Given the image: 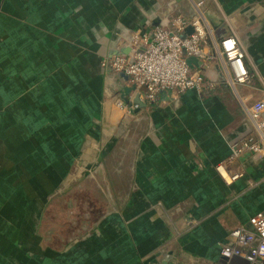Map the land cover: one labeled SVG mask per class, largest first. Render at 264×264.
Returning a JSON list of instances; mask_svg holds the SVG:
<instances>
[{"label": "crops", "instance_id": "1", "mask_svg": "<svg viewBox=\"0 0 264 264\" xmlns=\"http://www.w3.org/2000/svg\"><path fill=\"white\" fill-rule=\"evenodd\" d=\"M200 1L251 84L162 93L128 124L103 101L102 57L176 4L0 0V264H219L228 232L264 214V157L241 154L229 182L216 169L264 92V0Z\"/></svg>", "mask_w": 264, "mask_h": 264}, {"label": "built area", "instance_id": "2", "mask_svg": "<svg viewBox=\"0 0 264 264\" xmlns=\"http://www.w3.org/2000/svg\"><path fill=\"white\" fill-rule=\"evenodd\" d=\"M167 1L169 6L176 4L174 8L161 13L156 24L129 30L101 60L105 70L103 101L122 109V115H130L128 121L139 111H143L140 119H146L162 93L175 98L193 90L208 96L219 85L234 90L237 84H251L244 51L236 37L225 34L212 44L214 31L202 1ZM192 58L195 61H189ZM247 114L252 130L232 143L227 157L216 166L227 182L242 174L236 165L241 154L264 157V92L247 106ZM228 234L230 241L220 246L219 264H230L232 257L247 264H264V214H253ZM188 264L209 263L190 257Z\"/></svg>", "mask_w": 264, "mask_h": 264}, {"label": "rangeland", "instance_id": "3", "mask_svg": "<svg viewBox=\"0 0 264 264\" xmlns=\"http://www.w3.org/2000/svg\"><path fill=\"white\" fill-rule=\"evenodd\" d=\"M150 112H148L147 113V115L149 114ZM132 121H134V120H130L129 122H128V124H130ZM133 123V122H132ZM131 123V124H132ZM128 124H127V126H128ZM135 124H137V122L135 123ZM72 170H74V171H76V173H78V171H80V170H82V169H79V168H72ZM85 170V169H84ZM103 176H101V175H99V176H97L96 177V179L97 180H100L101 178H102ZM106 179V178H105ZM121 180V179H120ZM123 180V179H122ZM99 195V194H98ZM97 196V195H96ZM122 200H123V198L122 197H120ZM98 201H96V202H93V203H97ZM88 208H90L91 209V213L93 214V213H95V206H91V207H88ZM98 213V212H97ZM89 215V214H88ZM83 215L81 214V217H82ZM92 218H95V217H92Z\"/></svg>", "mask_w": 264, "mask_h": 264}, {"label": "water", "instance_id": "4", "mask_svg": "<svg viewBox=\"0 0 264 264\" xmlns=\"http://www.w3.org/2000/svg\"><path fill=\"white\" fill-rule=\"evenodd\" d=\"M156 24V23H155ZM192 30L191 27H188L186 29L187 32H190ZM125 51V50H124ZM189 61H195V59H190ZM239 263H242V264H247L246 261H243V260H239L238 257H232L231 260H230V264H239Z\"/></svg>", "mask_w": 264, "mask_h": 264}]
</instances>
